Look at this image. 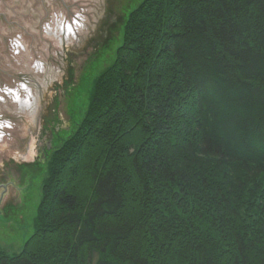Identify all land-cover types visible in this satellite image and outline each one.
<instances>
[{"label":"trees","instance_id":"trees-1","mask_svg":"<svg viewBox=\"0 0 264 264\" xmlns=\"http://www.w3.org/2000/svg\"><path fill=\"white\" fill-rule=\"evenodd\" d=\"M123 26L0 264H264V0H142Z\"/></svg>","mask_w":264,"mask_h":264},{"label":"water","instance_id":"water-1","mask_svg":"<svg viewBox=\"0 0 264 264\" xmlns=\"http://www.w3.org/2000/svg\"><path fill=\"white\" fill-rule=\"evenodd\" d=\"M113 0H0V224L24 186L41 105L65 57L100 37ZM29 98L30 109L21 107Z\"/></svg>","mask_w":264,"mask_h":264},{"label":"rangeland","instance_id":"rangeland-1","mask_svg":"<svg viewBox=\"0 0 264 264\" xmlns=\"http://www.w3.org/2000/svg\"><path fill=\"white\" fill-rule=\"evenodd\" d=\"M141 1L113 0L110 23L100 37L65 57L64 74L41 105L24 186L0 224V248L8 254L20 252L34 232L42 182L48 176L53 151L85 117L93 82L114 61L116 48L124 38L123 25ZM172 80L165 82L164 93L170 91Z\"/></svg>","mask_w":264,"mask_h":264},{"label":"flooded vegetation","instance_id":"flooded-vegetation-1","mask_svg":"<svg viewBox=\"0 0 264 264\" xmlns=\"http://www.w3.org/2000/svg\"><path fill=\"white\" fill-rule=\"evenodd\" d=\"M29 106H30L29 98L26 96V99L21 101V107H23L24 109L25 108L30 109L31 107H29ZM48 146H49V144H48Z\"/></svg>","mask_w":264,"mask_h":264},{"label":"bare ground","instance_id":"bare-ground-1","mask_svg":"<svg viewBox=\"0 0 264 264\" xmlns=\"http://www.w3.org/2000/svg\"><path fill=\"white\" fill-rule=\"evenodd\" d=\"M32 151V150H31ZM33 155V151H32V154H31V156ZM31 158V157H30Z\"/></svg>","mask_w":264,"mask_h":264}]
</instances>
